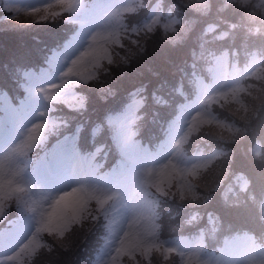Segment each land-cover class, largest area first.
<instances>
[{
	"label": "rangeland",
	"instance_id": "rangeland-1",
	"mask_svg": "<svg viewBox=\"0 0 264 264\" xmlns=\"http://www.w3.org/2000/svg\"><path fill=\"white\" fill-rule=\"evenodd\" d=\"M11 1V0H5ZM28 2L31 5H42L31 8L41 9L49 6L58 8L71 5L78 0H18ZM131 0H93L96 3L92 8L94 14L88 15L82 22L84 24V35L79 36L78 48L75 53L66 59L65 64L54 73V81H40L33 88L34 95L28 97L25 110L33 115L36 123L50 121L46 108L49 100L54 98L55 93H60L61 81L69 78L80 79L85 77L91 70L90 66L95 65L99 58L108 54L107 40L118 24H121V12L129 7ZM264 8V0H255ZM15 8L14 5H6ZM258 57L251 56L247 60L248 66L254 67ZM66 70L69 75L61 76V71ZM216 76L213 79L212 92L224 93L222 96H233L239 89L240 78L238 75L224 72L217 68ZM48 75L47 70L39 73L41 79ZM34 78L37 75L33 73ZM203 81H198V89L191 100H186L170 118L163 138L154 148L139 143L132 134V121L135 117V108L141 101L138 95L132 96L121 108L108 117L115 131L117 145L122 153L133 159L134 167L129 176L119 173L118 165L110 168L96 170L92 155L84 156L82 159L74 149L71 136L63 137L51 147L57 161L55 176L46 174L47 168L43 165L42 157L36 161L33 173H22L24 166L23 158L17 150L27 140L29 132L33 127L20 128L17 132L8 133L0 142L5 141L4 149L0 151V160L6 158L8 177L16 180L17 186L26 188L25 197L31 203L33 213L22 217L17 223L0 232V256L3 257L0 264H16L18 259L32 250L36 244L34 231L38 225L45 228L59 230L63 228L76 216L79 208L87 195L96 198H112L111 207L107 212V234L103 246L96 256L98 264H118L119 254L134 246L146 248L154 242V225L152 212L149 210L150 198L140 189L136 179L157 183L163 176L162 167H177L183 171L186 167L198 159L200 155H184L180 152V141L187 128L207 115H214L206 107ZM226 92V93H225ZM31 91H28V96ZM61 94V93H60ZM66 100H73L70 91L62 94ZM8 108H11L8 105ZM15 112V109H13ZM14 113L12 119H17ZM200 116L201 118H193ZM19 121H16L18 123ZM192 122V123H191ZM7 130L3 131L6 134ZM17 137V138H16ZM34 135L31 139H34ZM16 138V140H15ZM9 156V157H8ZM157 158L155 163L149 159ZM16 159V162H12ZM139 160L141 164L137 167ZM137 167V168H136ZM161 169V170H160ZM111 175L109 181H103L102 177ZM39 184V191L35 193L32 189V181ZM120 183L126 184L125 194L122 196ZM132 209H135L132 211ZM138 222V223H137ZM25 241H27L25 243ZM23 244V247H21ZM164 247H175L180 251V264H186L194 257L207 264H264V244L256 243L252 237L242 235L239 239L230 238L226 246L217 250H207L202 246L199 234L192 237H172L163 240Z\"/></svg>",
	"mask_w": 264,
	"mask_h": 264
},
{
	"label": "trees",
	"instance_id": "trees-1",
	"mask_svg": "<svg viewBox=\"0 0 264 264\" xmlns=\"http://www.w3.org/2000/svg\"><path fill=\"white\" fill-rule=\"evenodd\" d=\"M244 11V6L236 7L227 0L188 3L182 11L184 20L179 22V30H183L191 22L200 34L205 36L200 26L213 17V13L220 12L230 18H242ZM70 30H72V23L65 20V13L63 15L62 13L51 14V12L46 14L45 19L35 21L30 31L2 29L0 26V89L7 90L16 96L21 95V68L13 62L12 53L21 48L32 50L46 38L47 43L43 47L45 51L54 42L66 36ZM149 33L148 36H142L140 42L128 48L111 49L109 58L102 60L95 74L87 80L89 83L85 85L81 82L78 85L80 90L84 88L85 98L79 106L77 113L79 119L91 121L100 119L107 108L124 98L127 89L140 85L147 96L143 109L146 110L147 106L149 107L140 122L150 132H154L161 125L167 108L173 109L175 104L188 94L189 86L185 83L180 84L178 90L176 79L172 84L164 83L166 77L172 73H177L181 77L186 75V69H176V64L181 60L179 55L186 50L179 48L182 47L181 43L172 44L162 36L155 35L154 32ZM201 65L202 62L198 60L197 66L200 68ZM249 75L248 73L246 77ZM249 79L251 84L242 95L246 102L244 108L241 109L230 100L220 103L214 101L222 117L227 115L234 118L236 125L226 124L225 126L224 123L207 122L188 133V145L208 136L210 143H219L222 139L227 150L202 168L196 183L194 200L190 201L194 204V216L187 215L188 201L180 191H177L172 183L166 186L165 196L173 199V205L163 211V234L193 229L196 220L200 216L202 218L203 212L209 208L217 212L220 220L230 226L245 225L255 221L253 228L258 229V225H255L258 218L255 202L244 207L234 206L238 203L235 193V187L238 184L236 177L232 176L239 170L246 173L247 177H251L256 198L264 190V164L254 160L250 154L251 150L264 159V75L258 78L250 76ZM151 88L164 89L163 98L166 107L158 106L152 100ZM152 107L155 111H152ZM253 141L259 143L258 151L254 150ZM229 187L232 188L229 189ZM205 195L213 197L210 204L204 202ZM89 227H79L77 232L70 234L71 243L67 247H65L66 242L62 240L57 242L60 249L64 250L58 264L85 263L89 248L94 244L97 235V231ZM52 245L55 243L50 241L49 246ZM174 253L168 251L164 254L161 251V256L155 249L146 254L134 253L132 264H178Z\"/></svg>",
	"mask_w": 264,
	"mask_h": 264
},
{
	"label": "clouds",
	"instance_id": "clouds-1",
	"mask_svg": "<svg viewBox=\"0 0 264 264\" xmlns=\"http://www.w3.org/2000/svg\"><path fill=\"white\" fill-rule=\"evenodd\" d=\"M177 25H178L177 32H179V21H177ZM64 54L66 56L71 57L73 55V49H71V48L67 49ZM60 75L61 76H65V75L70 76V74L67 73L66 70L61 71ZM80 83H81V81L78 79L69 78L66 81V83L64 84V86H62L60 88L61 95L64 92H67L68 90L72 89L73 87L78 86ZM82 83L86 85L89 83V81L84 80V81H82ZM250 154L252 155V158L254 160H257L259 163L264 164V159H262L259 154L251 152V150H250ZM238 175L247 176V174L243 173V172L238 173ZM235 193H236V200L238 201V203L236 205H234L235 207H244V206H247L248 204L254 203L255 198H256V194H255V191L253 190V181H252L251 177H248L246 186L237 185L235 187ZM212 199H213V197L211 195H205L204 202L207 204H210L212 202ZM260 202H261V206L264 207V190H262L260 192ZM229 206H232V205H229ZM134 210L135 209H132V211H134ZM85 211L88 212L89 215H92L91 202H90L89 206L85 209ZM105 214H107V209L105 210ZM86 218L87 217H85V219ZM156 218H157V220H160L159 216H157ZM93 219H96V217L93 216ZM260 220H261V223H264V213H261ZM159 227L162 228L163 225L160 224ZM49 235L54 236L55 234H49ZM26 242L27 241H25V243ZM21 247H23V244H21ZM205 251H207V250L205 249Z\"/></svg>",
	"mask_w": 264,
	"mask_h": 264
}]
</instances>
